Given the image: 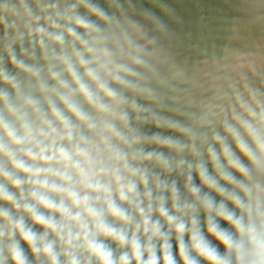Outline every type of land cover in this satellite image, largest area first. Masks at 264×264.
Returning a JSON list of instances; mask_svg holds the SVG:
<instances>
[{
  "label": "clouds",
  "instance_id": "1",
  "mask_svg": "<svg viewBox=\"0 0 264 264\" xmlns=\"http://www.w3.org/2000/svg\"><path fill=\"white\" fill-rule=\"evenodd\" d=\"M180 24L0 0V264H264V25L201 48Z\"/></svg>",
  "mask_w": 264,
  "mask_h": 264
},
{
  "label": "rangeland",
  "instance_id": "2",
  "mask_svg": "<svg viewBox=\"0 0 264 264\" xmlns=\"http://www.w3.org/2000/svg\"><path fill=\"white\" fill-rule=\"evenodd\" d=\"M216 17H203L198 23L197 31L193 35L184 38L186 44L211 48L213 45L219 47L226 42H237L239 37L244 36L251 43L260 34L264 20H257L256 15L248 17V23H242L240 17L228 14ZM181 49V54H182ZM188 55V53H187ZM211 239V237H209Z\"/></svg>",
  "mask_w": 264,
  "mask_h": 264
},
{
  "label": "trees",
  "instance_id": "3",
  "mask_svg": "<svg viewBox=\"0 0 264 264\" xmlns=\"http://www.w3.org/2000/svg\"><path fill=\"white\" fill-rule=\"evenodd\" d=\"M168 2L182 18V24L177 26V31L183 40L196 33L198 23L203 17L222 16L224 19L222 14L225 13L238 18L241 15L235 11L238 0H168ZM182 50L181 56H186L188 50Z\"/></svg>",
  "mask_w": 264,
  "mask_h": 264
},
{
  "label": "flooded vegetation",
  "instance_id": "4",
  "mask_svg": "<svg viewBox=\"0 0 264 264\" xmlns=\"http://www.w3.org/2000/svg\"><path fill=\"white\" fill-rule=\"evenodd\" d=\"M198 182V181H197Z\"/></svg>",
  "mask_w": 264,
  "mask_h": 264
}]
</instances>
